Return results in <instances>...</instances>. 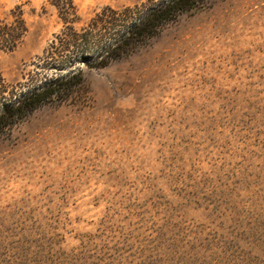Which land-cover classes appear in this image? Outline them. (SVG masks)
Listing matches in <instances>:
<instances>
[{
	"label": "rangeland",
	"instance_id": "obj_1",
	"mask_svg": "<svg viewBox=\"0 0 264 264\" xmlns=\"http://www.w3.org/2000/svg\"><path fill=\"white\" fill-rule=\"evenodd\" d=\"M147 1L73 0L77 28ZM55 3L0 0L29 29L0 51L10 87L59 75L37 68L64 28ZM75 68L82 90L0 136V264H264V0H209Z\"/></svg>",
	"mask_w": 264,
	"mask_h": 264
},
{
	"label": "trees",
	"instance_id": "obj_2",
	"mask_svg": "<svg viewBox=\"0 0 264 264\" xmlns=\"http://www.w3.org/2000/svg\"><path fill=\"white\" fill-rule=\"evenodd\" d=\"M209 0H149L142 5L115 9L105 7L83 27L73 0H56L64 28L45 51L37 68L55 70L56 78L42 81L32 74L30 85L12 86L0 77V136L37 109L61 104L84 86L77 64L104 69L147 46L169 24L191 13ZM29 29L21 10L11 19H0V51L18 48ZM70 69H73L70 71Z\"/></svg>",
	"mask_w": 264,
	"mask_h": 264
}]
</instances>
